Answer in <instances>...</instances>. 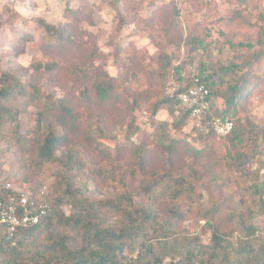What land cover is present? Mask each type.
Masks as SVG:
<instances>
[{"label":"rangeland","instance_id":"obj_1","mask_svg":"<svg viewBox=\"0 0 264 264\" xmlns=\"http://www.w3.org/2000/svg\"><path fill=\"white\" fill-rule=\"evenodd\" d=\"M117 1L118 9L110 0H0V73L9 71L22 82L31 81L33 65L48 61L39 48L44 33L38 20L63 25L68 21L65 11L70 9L85 16L78 29L86 32L98 51L92 67L111 77L122 78L139 95L135 102L129 97V103H135L134 111L124 106L115 109L112 105L106 112L102 111L98 120L83 116L78 122L80 130L68 136V141L59 146L47 162H40L28 148L41 139L33 121L37 108L17 105L22 119L19 132L25 141L15 143L12 139L16 138V131L10 127L9 139L0 141V171L15 179H28L36 186L47 183L52 199L60 197L57 206L62 219L76 215L84 219L93 207L96 214L92 221L103 228L125 227V217L116 210L124 194L132 196L137 209L144 207L145 212L154 211L156 222L153 228L146 229L155 231L148 234L146 242L149 243L155 242L156 232L163 233L162 222L170 228L167 234L175 235L181 244L192 240L208 245L215 229L229 245L237 247L247 234L241 220L246 225H254L256 235L264 239V212L259 204L264 194V46L257 44L264 37L261 19L264 0ZM124 6L127 7L125 12ZM117 10L125 15L120 30ZM151 13L157 14L156 27H153ZM240 43L251 44L253 50L238 47ZM195 44L199 45V50L194 49ZM133 54L135 59L131 66ZM161 55L171 59L170 68L179 66L185 70L193 66L198 69L204 65L211 71L229 64L247 66L252 58L258 57L238 111L226 113L243 135L240 144L228 142L224 137L197 135L187 120L179 127L177 120L182 114L179 110L174 109V117H170L165 108L152 114L153 104L168 96V85L175 81L169 69V74L163 77L151 72L159 71ZM231 78L229 74L224 77L222 93L214 97L218 113L227 105L224 91ZM47 88L57 98L70 91L72 95L78 92L66 76L55 73ZM98 124L106 138L111 139L112 149L117 144L122 146L120 152L129 153L130 143L143 145L148 152L143 174L130 177L127 167L123 173L122 169H116L119 175L110 176V164L102 161L86 140V131ZM129 125L136 127L134 133L133 128L128 131ZM161 137L176 142L170 153V166ZM70 154L77 155L79 163L73 171L67 172L65 159ZM239 154L254 157L245 163L246 159L237 160ZM167 170H171L174 177H183L184 184L194 189L191 199H152L141 194V188L152 176ZM67 186L72 194L63 197ZM254 187L259 194L256 200L252 195ZM173 208L182 213L181 218L173 217V220L170 215ZM60 240H66L72 250L79 249L83 242L72 221H62L50 232L40 233L35 246L43 249ZM143 241L136 238L131 243L130 237L125 239V261L136 258ZM32 261L46 260L29 257L27 253L17 264H33ZM169 261L170 258H165L161 264ZM173 261L186 264V259L176 254Z\"/></svg>","mask_w":264,"mask_h":264},{"label":"trees","instance_id":"obj_2","mask_svg":"<svg viewBox=\"0 0 264 264\" xmlns=\"http://www.w3.org/2000/svg\"><path fill=\"white\" fill-rule=\"evenodd\" d=\"M110 4L115 9H118L120 5L117 0H110ZM123 8L125 12L127 7L124 6ZM116 15L118 17L117 27L120 30L124 25L125 15L118 10ZM64 17L68 21L60 26L48 24L44 20H38L44 33V39L40 43L39 48L48 61L33 65L31 81L22 82L15 74L9 71L0 73V141L9 139L10 127H13L16 131V138L12 140L15 143L22 144L25 141V137L19 132L22 119L17 105L26 104L36 107L33 121L35 130L40 133L41 139L35 142L34 146L28 148L31 153H35L36 158L40 162L50 161L59 146L68 141V136L80 130L81 126H79L78 122L83 116H93L98 120L102 116V111L106 112L107 107L112 105L115 109H120L124 106V108L129 107L134 111L135 103H129V97H132L135 102L136 96H139L130 89V84H127L122 78L111 77L107 73L92 67V61L97 59L98 51L86 32L78 29V25L85 16L66 9ZM150 18L154 19L152 24L153 27H156L157 14L151 13ZM261 19L264 21V15L261 16ZM148 31L153 33L149 28ZM257 44L264 46V37ZM251 46V44H238V47L250 51L253 50ZM194 49L199 50V45L195 44ZM257 58V56L252 58L247 66L229 64L219 67L218 71H211L204 65L198 67L200 71L199 81L208 88L210 93L212 113L215 116L228 118L232 121V130L224 137L228 138V142L231 143L240 144L243 135L238 133L239 129L237 130L233 119L227 117L226 113L233 111V114H236L238 111L239 104L248 90V85L250 84L248 77L253 63L257 62ZM134 59L135 55L133 54V57H130L131 66ZM170 62L171 59L168 55H161L159 71L151 70V72L163 77L169 74L171 70L169 75L173 74L175 80H179L183 69L179 66L170 68ZM142 68L144 69V67ZM142 68H139L140 72ZM145 70L147 71L148 68L145 67ZM53 73L66 76L72 83V87L78 90L77 94L72 95L70 91L66 95L57 98L53 93H50L47 83L50 82ZM239 73L240 75L238 76ZM227 74L232 76L224 91L227 105L224 111L218 113L214 107V97L222 93L224 77ZM161 108H165L170 117H174V109L181 111L176 100L169 95L153 104L152 114H156ZM181 113V117L177 120L179 127L187 120V114L182 111ZM133 126L129 125L127 127L128 131L133 128L134 133L136 127L134 128ZM85 134L88 144L94 148L101 160L110 164V169H108L110 176L119 175V173H115L116 169H122L123 173L127 167L130 177L145 172L148 152L143 145L130 143L127 146L129 153L120 152L122 146L118 147L117 144L112 149L109 145L111 139L106 138L99 124L93 129L89 128ZM161 141L163 142V148L168 152L166 162L170 166V153L174 151L176 142L168 137H161ZM76 156L75 154H70L65 159L67 172L73 171L76 164L78 165L79 160ZM253 157L254 155L247 157L245 154H239L237 160L246 159L245 163H247ZM0 175H5L7 181L25 187L31 192L37 189V186L28 179H15V177L2 171H0ZM193 190L191 186L184 184L183 177H174L172 171L167 170L152 176L150 182L141 188V194L152 199L164 197L174 200L180 198L191 199ZM63 194V197L71 195V189L67 186ZM252 195L253 200L258 198L259 194L255 187ZM59 198L55 196L52 199L53 208L48 217L34 227L19 231L15 239L8 240L0 228V263L17 264L24 254L29 253V257L46 260L32 261L33 264H161L165 258H170L171 260L166 264H177L173 261L175 254L183 256L186 259V264H264V239L256 235L257 229L254 225H246L241 220V217H239L241 220L240 224L245 225L247 234L245 233L246 239L238 244L237 247L229 245L215 229L211 234L208 245L196 244L192 240L189 242L184 241L181 244L175 235H172V233L167 234L170 228L164 222H162L163 233L158 234L156 232L153 238L155 242L149 243L146 242L148 234L155 231L146 229L153 228L156 222L154 211L148 210L145 212L144 207H138L137 209L132 201V196L124 194L123 200L118 203L119 206L116 211L121 212L126 219L125 227L119 229L103 228L96 225L92 221L96 214L93 207L89 211L91 214H87L84 219L78 215L62 219L57 206ZM122 202H125V204H122ZM259 204L264 212L260 198ZM170 215L172 218H181L182 213L173 208L170 210ZM62 221H72V224L78 228L79 237L83 241L79 249H70L66 240L52 242L50 246L47 245L43 249L36 248L35 245L40 233L44 231L50 232L52 227L56 224L59 225ZM143 226H145L144 229ZM127 237H130L131 243L136 238H143L145 241L136 251V258L125 261L123 252L127 247V244H125Z\"/></svg>","mask_w":264,"mask_h":264},{"label":"built area","instance_id":"obj_3","mask_svg":"<svg viewBox=\"0 0 264 264\" xmlns=\"http://www.w3.org/2000/svg\"><path fill=\"white\" fill-rule=\"evenodd\" d=\"M199 78V69L190 66L181 72L179 80L169 83L167 94L187 114L191 129L197 135L226 137L232 130V121L212 113L209 90ZM262 203L264 209V194ZM52 208V195L47 183L38 185L31 192L0 175V228L8 240L15 239L19 231L40 224Z\"/></svg>","mask_w":264,"mask_h":264}]
</instances>
